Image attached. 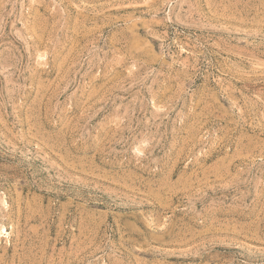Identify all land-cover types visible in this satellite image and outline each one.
I'll use <instances>...</instances> for the list:
<instances>
[{
  "label": "rangeland",
  "instance_id": "obj_1",
  "mask_svg": "<svg viewBox=\"0 0 264 264\" xmlns=\"http://www.w3.org/2000/svg\"><path fill=\"white\" fill-rule=\"evenodd\" d=\"M0 264H264V0H0Z\"/></svg>",
  "mask_w": 264,
  "mask_h": 264
}]
</instances>
